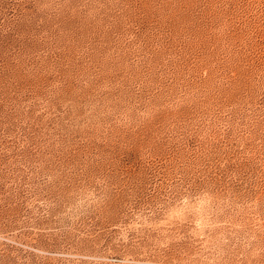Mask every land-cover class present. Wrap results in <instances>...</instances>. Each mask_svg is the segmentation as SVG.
Segmentation results:
<instances>
[{
    "label": "rangeland",
    "instance_id": "obj_1",
    "mask_svg": "<svg viewBox=\"0 0 264 264\" xmlns=\"http://www.w3.org/2000/svg\"><path fill=\"white\" fill-rule=\"evenodd\" d=\"M0 264H264V0H0Z\"/></svg>",
    "mask_w": 264,
    "mask_h": 264
}]
</instances>
